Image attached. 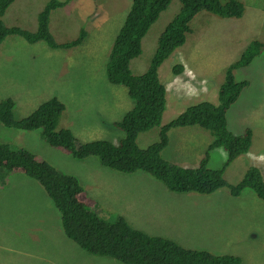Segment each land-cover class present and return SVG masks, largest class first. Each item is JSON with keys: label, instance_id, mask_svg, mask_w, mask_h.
Wrapping results in <instances>:
<instances>
[{"label": "rangeland", "instance_id": "1", "mask_svg": "<svg viewBox=\"0 0 264 264\" xmlns=\"http://www.w3.org/2000/svg\"><path fill=\"white\" fill-rule=\"evenodd\" d=\"M49 1L14 0L3 19L8 26L34 32L38 29L39 14ZM240 1L245 7L241 18H220L206 11L194 15L185 42L162 62L160 78L169 89L170 99L173 96L178 100L167 107L163 122L197 101L206 99L217 103L219 87L226 79L229 66L241 58L251 42L264 43V0ZM103 4L106 13L92 23L97 14L93 9ZM131 5L132 0H82L80 15H87V10L93 12L87 17L88 21L82 20L79 13L54 9L49 29L57 42L76 39L83 29H77L78 25L88 27L89 31L82 43L56 49L49 59L44 57L43 49L30 47L25 38L5 35L0 46V100L7 97L15 100L16 119L27 117L47 97L57 93L68 111L74 112L73 120H77L82 141L97 138L119 141L124 132L111 123L114 115L109 99L117 97L123 101L127 88L109 82L107 62ZM181 6L180 0H172L151 26L143 39L142 53L131 60L133 74L149 69L161 33ZM64 26L75 30L64 29ZM39 44L48 45L44 40ZM179 66L182 71L175 75L173 68L179 69ZM232 73L236 80L249 81V86L232 106L229 123L232 128L237 121L239 128L251 127L255 135L252 148L264 155V49L259 50L251 63L234 67ZM107 83L116 88L105 94ZM78 97L85 98L74 101ZM63 117L64 113L58 127H62L60 121H66ZM80 126L88 130H81ZM159 129L141 133L139 146L147 147L157 141ZM207 138L208 132L204 129L180 128L170 134L162 156L178 165L197 163L199 154L195 146ZM0 141L15 149L38 153L60 171L80 176L97 200L94 210L99 211L100 217L113 221L123 215L135 228L172 239H179L187 232L195 236V242L187 243L189 247L242 254L244 264H264V201L252 189H245L238 196L224 187L211 194L174 193L170 198L164 195L163 183L151 174L139 170L131 178L123 179L119 176L122 173L104 167L97 156L79 159L51 147L39 130L9 127L0 122ZM223 157V153L218 152L212 166L219 167ZM243 160L228 167L226 175L230 181H239L242 172L239 164ZM249 161L262 166L254 153ZM10 175L0 174V230H3L0 244L5 243L4 250L0 247V264H108V259H103L108 257L91 254L89 258L83 257L57 240L54 232L61 226V218L56 206L52 202L41 203L38 197L27 198L26 192H43V189L23 173L4 185ZM237 233L245 236L243 242L237 239ZM41 236L45 239H40ZM19 242L31 244L28 253L19 254L20 248L14 252L13 245ZM33 253H38L36 259Z\"/></svg>", "mask_w": 264, "mask_h": 264}, {"label": "trees", "instance_id": "2", "mask_svg": "<svg viewBox=\"0 0 264 264\" xmlns=\"http://www.w3.org/2000/svg\"><path fill=\"white\" fill-rule=\"evenodd\" d=\"M69 1H49L45 10L39 14L38 29L31 32L6 24L3 18L14 0H0V46L5 35L21 36L32 43L44 40L52 48L79 45L88 37V27L78 25L77 29L83 28L80 35L64 43L57 42L49 29L52 11ZM73 1L75 11L79 10L82 1ZM180 1L181 9L166 25L152 65L144 74L135 75L131 71L130 61L140 50L134 51L123 38V33L126 26L129 29L132 27L127 25L131 16L137 17V28L145 33L161 12L169 7L172 0H133L126 25L116 36L107 65L108 79L113 84L125 86L134 102L123 118L115 123L124 132L117 144L109 139L98 138L82 141L78 135L77 120H73L74 112L68 111L57 93L47 97L48 99L40 103L32 113L20 120L14 116L15 100L11 97L0 100V122L9 127L39 130L41 137L51 147L76 158L97 156L102 165L112 170L125 173L139 170L147 172L174 193L211 194L228 187L233 195L238 196L250 188L264 200V181L259 168H248L244 177L236 184L228 183L225 177V168L229 166L227 164L248 153L253 138L248 125L239 128L237 121L235 128L231 129L229 126L233 116L230 110L249 86V81L245 79L236 80L232 69L251 63L259 50L264 49V43L251 42L241 58L229 66L226 79L219 87L217 103L209 100L193 103L162 125V115L166 107V87L159 79L158 67L176 47L185 42L187 33L191 30L189 24L193 16L206 11L220 18H241L245 10L240 0ZM63 28L75 30L70 26ZM254 45L256 48L253 49ZM181 71V66L174 70L176 74ZM63 113L66 121H60L62 127H58L59 118ZM156 126L161 127L159 139L147 147H140L139 135ZM185 126H196L210 132L214 138L206 154L214 147L224 148L228 157L223 167L216 170L208 168L207 157L199 167L190 168L172 163L162 156L169 143V131L174 127ZM79 129L88 130L85 126H80ZM239 165L242 166L243 163ZM0 169L1 175L11 173L6 177L8 180L4 185L19 173L36 180L59 208L65 234L88 254L108 257L103 258L104 261L108 259V264H114L113 259L124 264H242V259L235 255L184 248L174 239L150 235L131 226L123 215L113 221L100 217L90 208L95 200L86 193L79 178L58 170L38 153L24 148L15 149L7 142H0Z\"/></svg>", "mask_w": 264, "mask_h": 264}, {"label": "clouds", "instance_id": "3", "mask_svg": "<svg viewBox=\"0 0 264 264\" xmlns=\"http://www.w3.org/2000/svg\"><path fill=\"white\" fill-rule=\"evenodd\" d=\"M59 2H66L67 0H58ZM82 1V0H81ZM132 3H133V0H132ZM71 6H72V8H71ZM132 6V5H131ZM57 9H64L65 11H68L70 14H78L79 13V15H80V12H79V10H77V11H75V3H74V1L73 0H70L68 3H66L64 6H60V7H58ZM56 9V10H57ZM94 11H96L97 12V14H96V17L91 21L92 23H95L98 19H99V17H101L104 13H106V7H105V5L103 4L102 6H98V8H96V9H93V12ZM93 12H90L89 13V10H87V15H80V17H81V19L82 20H86L87 19V21H88V16L90 15V14H92ZM129 13H130V9H129V11L127 12V14H126V17H125V20H124V22H123V24H122V26H121V29H120V31L122 30V28L126 25V22H127V18H128V15H129ZM131 16V15H130ZM158 20V19H157ZM156 22V21H155ZM155 22H152L151 23V25L149 26V28H148V30L144 33L141 29H138L137 28V25H139V23H138V19H137V17L136 16H131L130 17V23H128L127 25L128 26H132L130 29L129 28H127V26H126V31H125V33H123L124 34V39L132 46V48H133V50L134 51H138V50H140V53L137 55V56H139L141 53H142V47H143V39L145 38V36L147 35V33L149 32V30H150V28H151V26L155 23ZM164 32V31H163ZM161 33V35H160V37H159V40H158V46H159V44H160V39H161V37H162V35L164 34V33ZM118 35V34H117ZM165 36V35H164ZM116 39V38H115ZM28 41V40H27ZM41 40H39V41H37V42H34V43H32V42H29V46L30 47H33V48H37V49H43L44 50V52H43V54H44V57H47L48 59L51 57V55H53V54H55V52H56V49H59V48H52L48 43V45H42V44H39V42H40ZM164 42H165V44H166V38L164 39ZM158 48V47H157ZM177 48V47H176ZM173 52V51H172ZM171 52V53H172ZM137 56H135V57H137ZM134 58V57H133ZM132 58V59H133ZM131 59V60H132ZM165 60V59H164ZM163 60V61H164ZM162 61V62H163ZM108 62H109V60H108ZM108 62H107V65H108ZM152 62H153V58H152ZM162 62H161V64H162ZM130 63H131V61H130ZM161 64L159 65V67H158V74H159V70H160V66H161ZM151 65H152V63H151ZM150 65V66H151ZM150 68V67H149ZM176 68V67H175ZM175 68H173V71L175 70ZM131 69V68H130ZM148 71V70H147ZM147 71H145V72H147ZM144 72V73H145ZM144 73H141V74H144ZM174 74L175 75H179V74H176L175 72H174ZM138 75H140V74H138ZM159 79H160V81L163 83V81L161 80V78H160V74H159ZM111 83V82H110ZM111 84H113V83H111ZM113 85H119V84H113ZM164 85H165V87H166V107H165V110L163 111V115H162V125L163 124H166V123H168L170 120H172V119H170L169 121H167V122H163V119L165 118V115H166V110H167V107L169 106V105H171V104H174V103H178V100L176 99V98H173V96H172V98L170 99V96H169V89H168V87H167V85H166V83L164 82ZM105 87H106V90L104 91L105 92V94H107V93H109V89H112V88H116V86H111L109 83H107L106 85H105ZM85 97H78V98H75V100L74 101H76V102H78L79 100H82V99H84ZM74 99V98H73ZM203 100H206V99H203ZM201 101V100H200ZM197 102H199V101H197ZM134 105V102H133V100H132V98L130 97V95H129V93H128V90H126V94H125V98H124V100L123 101H121L119 98H117V97H111L110 99H109V106L111 107V111H112V114L114 115V117H113V120L111 121V123L114 125V126H116L115 125V123L117 122V121H119V120H121L122 118H123V116L125 115V113L127 112V111H129L131 108H132V106ZM188 106V105H187ZM186 106V107H187ZM185 107V108H186ZM185 108L184 109H182L181 111H180V113L181 112H183L184 110H185ZM120 113V114H116V113ZM123 114V115H122ZM109 123V122H108ZM229 126H230V128H231V124L229 123ZM117 127V126H116ZM156 127H159V128H161L160 126H156ZM156 127H154V128H156ZM185 127H192V128H200V127H196V126H185ZM249 127V126H248ZM119 128V127H118ZM154 128H152V129H154ZM178 128H184V127H174V128H172L170 131H169V133L171 134V132L173 131V130H175V129H178ZM251 128V127H250ZM201 129H203V128H201ZM232 129V128H231ZM205 130V129H204ZM251 130H252V128H251ZM205 131H207V130H205ZM208 132V131H207ZM252 135H253V138H252V145H253V142H254V140H255V135H254V132H253V130H252ZM121 138V137H120ZM213 136L210 134V132H208V138H207V140L206 141H204V142H201V143H198L195 147L197 148V153L199 154V160H198V162L197 163H195V162H193L192 164H184V165H180V166H184V167H190V168H197V167H199V165L201 164V162H202V160L204 159V158H206L207 157V166H208V168H212V169H214V170H216V169H219V168H221V167H223L224 166V164H225V162H226V160H227V157H228V153H227V151L224 149V148H222V147H214V148H212L210 151H209V153L208 154H206V152H207V149H208V147L212 144L211 142L213 141ZM102 139H105V138H102ZM110 140V139H109ZM120 140V139H119ZM112 141V140H111ZM1 142V141H0ZM115 144H117L119 141H117V142H115V141H113ZM252 145H251V148H250V151L248 152V153H245L244 155V157L245 158H239V159H244L243 161V165L242 166H240L241 168H242V172L239 174V175H241V177L239 178V181L244 177V175L246 174V171H247V169L248 168H250V167H252V166H254V167H257V168H259L260 169V171H261V174H262V178H263V181H264V155H262V153H258V152H255L254 150H253V148H252ZM194 147V148H195ZM218 152H221V153H223V155H224V160H222L221 161V163H220V166L219 167H213L212 166V163H214V161L216 160L215 158H216V156H217V154H218ZM65 153V152H64ZM252 153H254L257 157H258V159H259V161H260V163L262 164V166H260V165H257V164H254V163H251L250 164V161H249V156L252 154ZM66 154H68V153H66ZM243 157V156H242ZM165 158V157H164ZM222 158V159H223ZM165 159H167V158H165ZM217 159H218V157H217ZM238 159V160H239ZM167 160H169V159H167ZM219 160H221V159H219ZM238 160H236V161H238ZM170 162H172V163H175L173 160H169ZM236 161H232L231 163H229V164H227V165H229V166H227L226 168H225V177H226V179L228 180V183H230V184H236V183H238V182H236V183H234V182H232V181H230L228 178H227V175H226V172H227V169H228V167H233V166H235V165H238V164H236L237 162ZM235 163V164H234ZM52 164V163H51ZM175 164H177V163H175ZM53 165V164H52ZM178 165V164H177ZM104 166V165H103ZM105 167V166H104ZM57 168V167H56ZM58 169V168H57ZM0 170H2V169H0ZM59 170V169H58ZM114 171H116V170H114ZM142 171V170H141ZM119 172V171H118ZM66 173V172H65ZM119 173H122V174H132V173H125V172H119ZM133 173H135V172H133ZM24 174V173H23ZM71 174V173H70ZM73 175H75V174H73ZM27 176V175H26ZM78 178H79V180H80V182H81V184L84 186V184L82 183V181H81V179H80V176H78V175H76ZM29 177V176H28ZM34 181H36V180H34ZM38 183V182H37ZM39 184V183H38ZM164 185V184H163ZM40 186V185H39ZM85 187V186H84ZM164 187H166L165 185H164ZM166 190H168L169 192H171L167 187L165 188ZM230 189V188H229ZM248 189H250V188H248ZM85 191H86V193L90 196V197H92L89 193H88V191H87V189L85 188ZM231 191V190H230ZM254 193H255V191L254 190H252ZM171 193H173L174 194V192H171ZM256 194V193H255ZM26 195H27V198H34V197H38L39 199H40V197H42L43 199H45V200H47V202H52L55 206H56V208L58 209V211H59V213H58V217L59 218H61V212H60V210H59V208L57 207V205L55 204V202H54V200H53V198H51L50 196H49V194L47 193V192H45V191H43V192H41V190H39V191H37V192H34V191H31V192H26ZM257 195V194H256ZM258 196V195H257ZM259 197V196H258ZM93 198V197H92ZM260 198V197H259ZM94 200H95V203L90 207L96 214H98L99 216H100V214H99V211H95L94 210V206L97 204V200L95 199V198H93ZM262 199V198H261ZM263 200V199H262ZM41 201V200H40ZM264 201V200H263ZM42 203V202H41ZM128 220V219H127ZM129 221V220H128ZM60 223V227H61V229H62V231H63V233H64V235L66 236V238L68 239V240H70L75 246H77V248H79L82 252H84V254H86V253H88V252H86V251H84L75 241H73L71 238H69L66 234H65V232H64V229H63V226H62V218H61V222H59ZM129 223H130V221H129ZM131 224V223H130ZM136 229H138V228H136ZM142 230V229H141ZM145 231V230H144ZM0 232H3V230H0ZM146 233H147V231H145ZM185 233H187V232H185ZM149 234V233H148ZM188 234V236L187 237H185L184 235H182L179 239H174V240H176L182 247H184V248H190V249H205V248H201V247H196V246H193V247H189L188 246V244H191L192 242H195V236L194 235H191V234H189V233H187ZM151 235V234H150ZM154 236H157V235H154ZM163 237V236H162ZM166 238H169V237H166ZM169 239H172V238H169ZM237 239L240 241V242H243L244 240H245V236H242L240 233H237ZM19 243H22V242H19ZM34 243V242H33ZM188 243V244H187ZM23 244L24 245H28V244H26L25 242H23ZM206 250H209V249H206ZM209 251H211V250H209ZM211 252H213V253H215V254H230V255H235V256H238V257H240L241 259H242V264H244V258H243V255L242 254H234V253H217V252H214V251H211ZM89 255V254H88Z\"/></svg>", "mask_w": 264, "mask_h": 264}, {"label": "crops", "instance_id": "4", "mask_svg": "<svg viewBox=\"0 0 264 264\" xmlns=\"http://www.w3.org/2000/svg\"><path fill=\"white\" fill-rule=\"evenodd\" d=\"M232 128V127H231ZM180 129V128H178ZM178 129H175L173 130L172 132L178 130ZM233 129V128H232ZM171 132V133H172ZM119 174V173H118ZM134 173L132 174H119L120 177H123V179L125 178H131L133 176ZM85 186V185H84ZM86 188V187H85ZM88 191V190H87ZM89 193V192H88ZM90 194V193H89ZM91 195V194H90ZM164 195L168 196V197H174L175 194L169 192L168 190H166L164 188ZM40 200L42 203L44 202H47V200L43 199L42 197H40ZM114 201V200H113ZM134 201V200H133ZM0 226H2V224H0ZM53 235V234H52ZM54 235L55 237L57 238V240H59L60 242H62L63 244H65V246H67L68 248H70L74 253L76 254H79L83 257H91V256H88V254H84V252H82L79 248H77V246H75L70 240H68L66 238V236L64 235L61 227L58 226V228L56 229V231L54 232ZM185 237L188 236L187 233H184L183 234ZM40 239H45L44 237L41 236ZM31 245V244H30ZM30 245H24L23 243H18V244H15L13 245V248H14V252L20 248V252L19 254H24V253H28L29 250H30ZM0 247H1V251L5 249V243L4 244H0ZM18 254V255H19ZM38 257V253H33V259H36Z\"/></svg>", "mask_w": 264, "mask_h": 264}, {"label": "bare ground", "instance_id": "5", "mask_svg": "<svg viewBox=\"0 0 264 264\" xmlns=\"http://www.w3.org/2000/svg\"><path fill=\"white\" fill-rule=\"evenodd\" d=\"M176 1H178V0H176ZM114 6V5H113ZM176 57V56H175ZM170 68V67H169Z\"/></svg>", "mask_w": 264, "mask_h": 264}]
</instances>
